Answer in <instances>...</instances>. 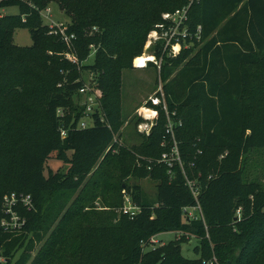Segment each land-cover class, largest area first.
Masks as SVG:
<instances>
[{
  "label": "trees",
  "instance_id": "16d2710c",
  "mask_svg": "<svg viewBox=\"0 0 264 264\" xmlns=\"http://www.w3.org/2000/svg\"><path fill=\"white\" fill-rule=\"evenodd\" d=\"M187 3L0 2L20 11L0 18V208L13 192L35 202L21 212L22 230L0 233L6 264H201L213 256L217 264H264V0H197L189 18L202 27V42L176 57L151 49L162 59L155 88L161 80L168 111L181 122L175 137L184 170L176 164L170 174L157 163L172 146L161 106L150 135L137 132L139 144L115 139L125 124L123 72L134 69L162 15ZM53 4L71 19V50L42 20ZM18 28L30 30L31 47L14 44ZM91 46L93 63L84 64ZM69 51L79 64L65 58ZM81 64L100 102L90 117L79 93L87 82ZM86 118L92 125L81 129ZM54 154L65 172L48 169ZM186 176L199 184L197 220L184 216L197 206ZM131 178L155 182L154 199ZM125 196L142 209L133 219L116 213ZM97 200L106 214L91 212ZM165 232L194 236L200 259L182 256L186 238L147 252Z\"/></svg>",
  "mask_w": 264,
  "mask_h": 264
},
{
  "label": "built area",
  "instance_id": "2783aa9c",
  "mask_svg": "<svg viewBox=\"0 0 264 264\" xmlns=\"http://www.w3.org/2000/svg\"><path fill=\"white\" fill-rule=\"evenodd\" d=\"M1 1L3 0H0V2ZM196 1L197 0H188L187 5H185L183 8L162 15V22L156 25L155 29L148 36L146 45H148L147 48L150 51L151 49H154L160 45L163 54H168L169 56L176 57L181 53L183 49H190L197 43L200 44L202 42V27L198 26L197 28H193L190 25L189 12L194 2ZM46 11L50 10L47 9ZM48 27L50 30V34L60 35L63 42L66 43L70 50L72 49V42L76 39L74 34H67L66 27L54 21H51ZM90 49L94 51L95 48L94 46H91ZM65 58L74 64H79L78 59L71 51L65 54ZM146 60H148L146 66L150 62H153L158 66L159 70L161 69L162 59L158 60L154 53L151 52L150 56L146 57ZM61 86L62 84L59 85V87ZM79 93L84 98L82 101V105L86 107L85 114L87 117H90L94 112L96 104L98 103V98L96 94L93 93L90 85H84L80 89ZM150 101L152 102L153 107H149L147 105L146 107L147 109H149L148 111L151 113V116H145L146 114L143 115L142 118L144 121L137 126L139 133L145 134L147 136L150 135L152 128L158 121V112L154 109V107L161 106L167 117V139H170V141H172V146L170 148V151L165 152L157 161V163L165 164L170 169V174L172 173V169L176 164H179L184 170L179 145L175 137V128L178 125H181V122L174 121L168 111V107L165 101L164 85L161 80L159 81V85L156 93L154 94V97L151 98ZM58 114H62L61 109L58 110ZM174 115L175 114H173V116ZM88 127L89 125L84 120L80 123L81 129H85ZM61 136L62 138H65L67 136V132L63 129H61ZM166 144L167 142H164L162 145L165 146ZM186 181L194 198L197 201V206L184 209V216L188 219L197 220L199 216L203 215L201 206L198 202V198L200 196L199 184L197 180H191L187 178V176ZM34 209L35 202L32 195L23 193L19 194L16 192L7 195L4 198V202L2 203V206L0 208V233L22 230L26 224V218L21 215L22 210L31 212ZM141 210V207L134 204L129 196H125L124 205L121 209H119V212L133 219L141 213ZM157 243L158 241L155 239V237L150 241V245H157ZM7 261L8 260L4 256L3 249L0 244V264H6Z\"/></svg>",
  "mask_w": 264,
  "mask_h": 264
},
{
  "label": "rangeland",
  "instance_id": "374dc122",
  "mask_svg": "<svg viewBox=\"0 0 264 264\" xmlns=\"http://www.w3.org/2000/svg\"><path fill=\"white\" fill-rule=\"evenodd\" d=\"M49 10L50 11H44L42 13V20L44 24L49 25L51 21H54L66 27L71 22V19L67 17L59 9L58 5L56 4L51 5L49 7ZM19 14H20L19 8L15 6L7 7V8H0V18L3 15L4 16L5 15L19 16ZM96 30L95 28H93V31H96ZM13 42L15 45L20 46V47H31L33 45V41H32L30 30L28 28L16 29L13 35ZM147 46L148 45H145L144 53L141 57L150 56L151 51L147 48ZM95 53H96V49H94V51L91 52L90 57L87 59V61L84 64H92ZM192 55H194V53ZM141 57H138V58H141ZM136 59L133 61L134 69H128L123 72L122 100H123V112L125 114V124L120 131L121 136L119 134L115 136V139H117L119 142H123L127 144L128 146L137 145L141 141L140 137H138L137 135V132L139 133L138 127L135 130L136 121L139 116L142 118L144 114H148L149 116H151V113L148 111L149 109H147L146 105L148 102H151L150 101L151 98L154 97V94L157 91V89L155 88V85H156V80L157 78H159V73H160L158 66L154 64L153 62L152 63L154 65L148 64L146 67H137L135 64ZM82 66L83 64H81V66H78V70L83 73V78L87 80L85 85H89V82L92 79V75L83 72L81 70ZM97 105L98 106L100 105L99 101L96 104V106ZM84 121L88 125L90 126L92 125V122L89 118H86ZM111 149H112V146L110 145L107 152L110 151ZM255 157H257V155L254 156V159ZM67 168H68L67 165L57 160L55 154L52 155L51 160L48 162V169H51L54 172L58 170L65 172ZM254 176L255 175L253 174V177ZM129 183L130 185H136V184L140 185L143 188V191L145 192L147 197L150 199H154L156 195V192H155L156 183L155 182L151 180H147V179L138 180L136 178H131L129 180ZM79 194L80 192H78V195ZM104 206L105 205L101 203V201L97 200L96 202L93 203L92 208L94 209H92L91 212H98V213L106 214L108 211V208ZM116 213L118 215L121 214L119 210H117ZM182 238H186V241H187L186 243L181 244L182 256L189 260H199L200 252H198L196 248L197 247L201 248V245L198 243V240L194 236L183 235V234L175 233V232H165V233H161L157 235L155 237V239L158 241L157 245L147 246L146 251L147 252L152 251V250L155 251L159 248L167 246L171 242H181L183 241ZM201 264H217V261L215 257L213 256L211 259L204 258L201 261Z\"/></svg>",
  "mask_w": 264,
  "mask_h": 264
},
{
  "label": "bare ground",
  "instance_id": "6f19581e",
  "mask_svg": "<svg viewBox=\"0 0 264 264\" xmlns=\"http://www.w3.org/2000/svg\"><path fill=\"white\" fill-rule=\"evenodd\" d=\"M147 61H148V60H146V57H141V58L136 59L135 64H136L138 67H145ZM146 115L149 116L148 114H146Z\"/></svg>",
  "mask_w": 264,
  "mask_h": 264
},
{
  "label": "crops",
  "instance_id": "0c3cea01",
  "mask_svg": "<svg viewBox=\"0 0 264 264\" xmlns=\"http://www.w3.org/2000/svg\"><path fill=\"white\" fill-rule=\"evenodd\" d=\"M4 16V15H3ZM2 17V16H1Z\"/></svg>",
  "mask_w": 264,
  "mask_h": 264
}]
</instances>
